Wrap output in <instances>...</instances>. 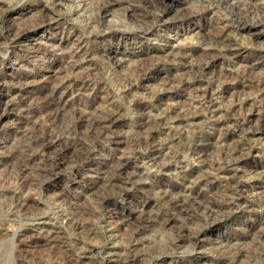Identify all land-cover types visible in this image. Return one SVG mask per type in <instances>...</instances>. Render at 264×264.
Here are the masks:
<instances>
[{"label":"rangeland","instance_id":"374dc122","mask_svg":"<svg viewBox=\"0 0 264 264\" xmlns=\"http://www.w3.org/2000/svg\"><path fill=\"white\" fill-rule=\"evenodd\" d=\"M104 1L95 26L73 14L78 4ZM46 116L87 118L81 128L94 123L100 138L74 182L62 162L32 187L23 212L36 218L26 225L0 219V253L13 264H24L21 254L68 253L47 240L61 226L53 203L79 210L93 230L63 239L86 249L70 264H115L109 253L138 216L148 219L133 245L137 264H226L228 250L240 252L237 264H264V254L251 261L255 247L264 248V0L1 2L0 182L13 163L12 142ZM149 136L153 144L134 152L126 142ZM188 142V165L158 169ZM233 149L240 157L228 165L224 154ZM221 155L223 169L206 166ZM118 160L122 172L113 176ZM235 186L241 192L232 193ZM160 194L200 209L179 218ZM181 226L187 236L163 250Z\"/></svg>","mask_w":264,"mask_h":264},{"label":"bare ground","instance_id":"6f19581e","mask_svg":"<svg viewBox=\"0 0 264 264\" xmlns=\"http://www.w3.org/2000/svg\"><path fill=\"white\" fill-rule=\"evenodd\" d=\"M66 0H46L47 5L54 6L60 5ZM207 4L218 5L223 0H206ZM5 2V0H0ZM108 1L100 2L96 5H84L78 4L73 9V14L78 13L85 17V26H95L106 15L108 9ZM69 13L71 10L69 8ZM212 45H216L220 42V39L213 38L209 41ZM222 42V40H221ZM222 44V43H220ZM219 44V45H220ZM218 45V46H219ZM252 85V84H251ZM111 114H106L102 117L103 122L110 119ZM83 122H88L87 118L78 117L70 120H63L53 116H46L43 119L36 121L30 132L23 134L22 137L12 142L9 149V156L13 159V163L6 165L7 172L5 171L4 177L0 182V219L15 222L17 224L26 225L29 221L33 220L34 214H25L23 211L28 208V200L31 198L30 190L34 186H40L44 184L51 176L50 172L53 168L62 162H66V177L68 180L74 182L83 172L87 169L89 161H91L92 153L96 147V141L99 140L96 126L94 123H87L85 129L81 126ZM87 127V128H86ZM132 152L142 146H150L153 144L151 137H145L144 139L138 137H130L126 140ZM162 145V143H159ZM192 144L190 142L184 143L180 149L175 150L172 153L171 158L174 163H167L159 167V170H168L170 166L177 165L179 167H185L188 165L189 158L187 156L188 151L192 150ZM222 155L216 161L206 162L212 171H219L223 169L224 160ZM224 157L228 159L226 163L228 165L234 164L239 155H236L235 149L230 152H226ZM50 165L51 167H47ZM122 162H118L113 165L110 170L111 175L118 176L122 172ZM110 168V167H109ZM203 181H208V177L204 176ZM3 180H5L3 182ZM7 185H4L6 184ZM29 190L25 193L24 190ZM232 193L241 192V186L232 187ZM240 195V194H239ZM172 198V197H171ZM234 199V197H231ZM159 203L163 204L167 210L175 213V215L186 216L191 210L197 211L198 208H194L193 203L186 199L172 198L169 199L166 194H160L158 196ZM42 202V201H41ZM228 204L234 203V200L227 202ZM47 206L46 203L43 202ZM49 208L52 210L53 217L60 222L59 227L54 230L48 231L47 240L49 243H54L62 247H68L69 251L63 253L50 252L44 258L34 257L21 254L19 260L24 264H70L72 262L78 263L80 259L78 252H85L84 247H77V244H72L69 241L66 244L68 237L73 236L77 232L93 231L91 223H87L79 217V210L76 214L75 210H67L58 206L57 204H51ZM206 210H213V206L210 204L205 207ZM43 216L46 213H42ZM139 223L134 227L130 233L125 237L122 243H117L116 249L119 251H112L109 253L111 261L117 264H137L139 257L133 248L135 242L140 240L139 236L144 229V223L148 217L138 216L136 221ZM183 219V218H182ZM29 225V224H28ZM181 229L176 233H172L168 241L163 246V250L173 248V246H179L182 239L187 236L184 235V231ZM66 233V236L64 234ZM264 238V237H263ZM62 239V240H61ZM261 244L264 243L260 241ZM61 244V245H60ZM114 246V247H115ZM14 248V242L11 243V249ZM157 249V248H156ZM77 251V253H76ZM156 251V250H155ZM226 257V264H237V256L240 255L239 251L230 252ZM253 259L251 261L259 262L261 256L264 254V248H256L253 250ZM12 254V252H11ZM5 253H0V264H13L9 258H6ZM115 257V258H114ZM251 257V258H252Z\"/></svg>","mask_w":264,"mask_h":264}]
</instances>
